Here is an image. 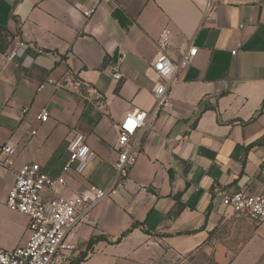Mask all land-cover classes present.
Here are the masks:
<instances>
[{
	"label": "crops",
	"instance_id": "obj_1",
	"mask_svg": "<svg viewBox=\"0 0 264 264\" xmlns=\"http://www.w3.org/2000/svg\"><path fill=\"white\" fill-rule=\"evenodd\" d=\"M206 3L0 0V26L20 30L24 43L13 39L0 53V144L16 150L13 168H0L1 248L27 240V218L5 205L23 164L50 178L63 173L65 193L109 186L117 124L154 108L150 63L168 30L172 61L190 45L197 55L137 132L140 154L123 189L79 227L73 259L97 238L80 264H264V224L233 213L219 195L262 190L264 0L216 3L205 15ZM76 134L95 153L81 174L64 170Z\"/></svg>",
	"mask_w": 264,
	"mask_h": 264
},
{
	"label": "built area",
	"instance_id": "obj_2",
	"mask_svg": "<svg viewBox=\"0 0 264 264\" xmlns=\"http://www.w3.org/2000/svg\"><path fill=\"white\" fill-rule=\"evenodd\" d=\"M111 0H96L98 5ZM229 0H207L205 15L210 13L216 3H228ZM88 18L91 11L83 12ZM17 47L24 43L15 37ZM170 33L164 30L156 41L157 53L150 63L155 80L152 88L154 108L151 113L134 109L125 114L117 124V139L114 149L117 157L112 165L113 177L108 187L100 189L89 186L77 193H65L66 182L63 173L50 178L41 172L37 163H25L15 171V180L7 193L5 205L15 213L27 218L24 246L13 250L0 247V264H69L75 250L74 241L79 227L89 224V213L100 202L114 198L123 189L132 167L135 165L139 150L137 132L145 129L150 120L156 119L167 104L168 91L175 76L186 69L197 55V49L188 46L176 61L167 55ZM233 55L236 52H232ZM7 60L16 57L12 50ZM112 77L119 80L121 75ZM80 85V83H77ZM42 85L39 86V89ZM37 119L47 120L46 113H40ZM32 135L35 131L31 132ZM70 163L64 169H72L81 174L95 153L86 144L82 135L76 134L68 143ZM16 150L8 142L0 144V168L12 169ZM64 171V172H65ZM258 175L262 181V190L257 193L238 192L232 195L219 194L221 203L233 213L243 215L249 221L264 224V162L259 165Z\"/></svg>",
	"mask_w": 264,
	"mask_h": 264
},
{
	"label": "trees",
	"instance_id": "obj_3",
	"mask_svg": "<svg viewBox=\"0 0 264 264\" xmlns=\"http://www.w3.org/2000/svg\"><path fill=\"white\" fill-rule=\"evenodd\" d=\"M20 36V30L17 31V33L15 35H13L12 33H10L5 27L0 26V53H4L8 46L10 45L11 41L15 38ZM134 227V225H133ZM98 240L97 238H92L90 239L89 243H88V249L87 251L92 247V245L94 244V242ZM87 251L84 253H81V255L75 259H72L71 262L69 264H80L84 258L87 255Z\"/></svg>",
	"mask_w": 264,
	"mask_h": 264
}]
</instances>
